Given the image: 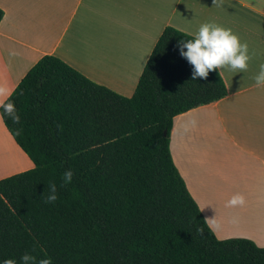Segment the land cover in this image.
I'll return each mask as SVG.
<instances>
[{
  "label": "trees",
  "instance_id": "trees-1",
  "mask_svg": "<svg viewBox=\"0 0 264 264\" xmlns=\"http://www.w3.org/2000/svg\"><path fill=\"white\" fill-rule=\"evenodd\" d=\"M188 38L164 28L131 97L53 56L27 71L6 98L20 121L2 122L33 168L0 179V260L29 252L52 264H264V247L215 237L173 164V119L226 96L215 68L192 80L176 48ZM68 168L72 181L61 186ZM50 181L58 198L45 203Z\"/></svg>",
  "mask_w": 264,
  "mask_h": 264
},
{
  "label": "crops",
  "instance_id": "crops-1",
  "mask_svg": "<svg viewBox=\"0 0 264 264\" xmlns=\"http://www.w3.org/2000/svg\"><path fill=\"white\" fill-rule=\"evenodd\" d=\"M0 9V103L43 56L131 97L165 27L192 36L200 23L214 21L246 41L252 53L247 69H217L226 96L177 115L169 150L215 237L264 247V89L252 87L264 62V0H0ZM26 158L0 120V172L17 160L27 165ZM235 193L244 204L226 207ZM244 210L257 211L258 219L241 226L220 222Z\"/></svg>",
  "mask_w": 264,
  "mask_h": 264
},
{
  "label": "clouds",
  "instance_id": "clouds-1",
  "mask_svg": "<svg viewBox=\"0 0 264 264\" xmlns=\"http://www.w3.org/2000/svg\"><path fill=\"white\" fill-rule=\"evenodd\" d=\"M176 48L179 54L193 66L192 80L197 77H207L209 71L226 69L228 71L246 70L252 53L246 41L231 28L217 24L214 21H206L199 24L191 38L177 41ZM252 87L264 89V62L259 65V70L252 77ZM10 118L13 123H19L20 116L12 99L0 103V120ZM19 134V129L16 130ZM73 170L65 169L62 173L61 186L72 181ZM57 184L50 181L47 194L44 196L45 203H53L57 200ZM244 196L240 193L233 194L226 202V207H235L244 204ZM208 221L215 227L218 222L214 219ZM0 264H52L50 257L45 256L37 261L36 257L29 252L23 253L18 259L7 258L0 260Z\"/></svg>",
  "mask_w": 264,
  "mask_h": 264
},
{
  "label": "rangeland",
  "instance_id": "rangeland-1",
  "mask_svg": "<svg viewBox=\"0 0 264 264\" xmlns=\"http://www.w3.org/2000/svg\"><path fill=\"white\" fill-rule=\"evenodd\" d=\"M5 157H6V159L9 157V154L7 152L5 154ZM26 159L27 160H25V161L27 162V165H25L21 160H17L18 164L16 167H13V166L10 167V164L8 163L5 166V170L3 172H0V179L8 177V176H12L14 174H17L16 170H20L21 168H26V166H29V165L33 166L31 161L28 158H26ZM249 214H253L255 217L250 218ZM241 215L244 216L245 219H241L240 218ZM258 217H259V213L257 211H255V210H253V211L244 210V212H242V214L241 213L228 214V216H224L220 222L224 225L241 226V224H239V222L242 223V222L246 221V223L242 224V225H246V224L251 223V221H253L254 219H258ZM247 218H250V219H247Z\"/></svg>",
  "mask_w": 264,
  "mask_h": 264
},
{
  "label": "water",
  "instance_id": "water-1",
  "mask_svg": "<svg viewBox=\"0 0 264 264\" xmlns=\"http://www.w3.org/2000/svg\"><path fill=\"white\" fill-rule=\"evenodd\" d=\"M163 134H165V131L163 132Z\"/></svg>",
  "mask_w": 264,
  "mask_h": 264
}]
</instances>
